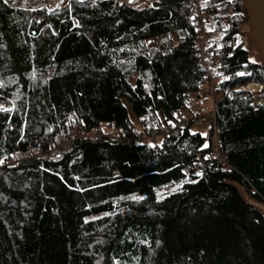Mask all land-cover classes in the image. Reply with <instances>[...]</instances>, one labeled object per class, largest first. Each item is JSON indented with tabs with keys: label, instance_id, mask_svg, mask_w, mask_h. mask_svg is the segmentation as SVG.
I'll return each mask as SVG.
<instances>
[{
	"label": "trees",
	"instance_id": "16d2710c",
	"mask_svg": "<svg viewBox=\"0 0 264 264\" xmlns=\"http://www.w3.org/2000/svg\"><path fill=\"white\" fill-rule=\"evenodd\" d=\"M49 1L0 0V160L20 155L0 163V264H264V69L246 44L214 55L219 161L212 123L206 140L180 115L208 82L193 0ZM201 13L209 48L247 22L241 0ZM97 126L119 134L50 152Z\"/></svg>",
	"mask_w": 264,
	"mask_h": 264
},
{
	"label": "built area",
	"instance_id": "2783aa9c",
	"mask_svg": "<svg viewBox=\"0 0 264 264\" xmlns=\"http://www.w3.org/2000/svg\"><path fill=\"white\" fill-rule=\"evenodd\" d=\"M65 0H60L58 5L53 6L51 2L49 1L48 5H50L51 8L59 9ZM117 3H128L129 0H113ZM155 0H134L132 5L134 8L140 9L144 8L147 5L151 4ZM195 11H194V17L196 19V26L199 31V41H198V54L200 57V67L205 72L206 77L208 79L207 84L199 89V91L193 93L192 99L197 97V101H208L210 98V109L209 113L212 118V129L210 134V141H211V157L214 159H217L219 161H222V156L219 152V146H218V130L214 125V118H215V106L216 101L218 99L215 89L217 87L216 80L214 79L213 73H214V55L221 54L225 48H233L239 44V40L237 38V35L231 36L224 40L222 45H217L212 48L207 47V40L209 38L206 29H205V17L201 13V3L205 0H193ZM52 5V6H51ZM241 89V88H239ZM247 90L248 92H251L253 95L255 94L254 91H252L250 88H242ZM202 105L198 103V105L195 106L194 109L187 112L183 109L180 110V115L184 117L185 121H192L194 124H201L204 119V111H202ZM118 132L115 130L108 129L105 126H97L92 128L90 131H80L77 133L76 131L72 130L67 135H65L59 142L58 146H50V152H54L57 148H68L70 144L78 137L81 138H99V137H110L115 138L118 136ZM157 138V134L153 133L151 135L143 136L141 139H137L135 143L146 141V142H152ZM37 155L41 156L42 154L40 151H37ZM18 160H20V155L17 152H13L9 158H3L0 160V163L5 165H15Z\"/></svg>",
	"mask_w": 264,
	"mask_h": 264
},
{
	"label": "water",
	"instance_id": "95a60500",
	"mask_svg": "<svg viewBox=\"0 0 264 264\" xmlns=\"http://www.w3.org/2000/svg\"><path fill=\"white\" fill-rule=\"evenodd\" d=\"M128 1L129 4L133 3ZM247 15V34L264 69V0H241ZM154 145V143H152Z\"/></svg>",
	"mask_w": 264,
	"mask_h": 264
},
{
	"label": "rangeland",
	"instance_id": "374dc122",
	"mask_svg": "<svg viewBox=\"0 0 264 264\" xmlns=\"http://www.w3.org/2000/svg\"><path fill=\"white\" fill-rule=\"evenodd\" d=\"M51 4L53 6H56L58 5V3L60 2V0H50ZM49 3V2H48ZM51 5V6H52ZM50 7V5H48ZM242 33L237 35V38L239 40V42H244V45L246 44V47L247 49L249 50L250 54L258 60V57H257V52H256V49H255V46H254V43L253 41L251 40V38L248 36L247 34V22L243 28V30L241 31ZM153 41L152 40H149L148 43H152ZM252 84V83H249L247 85V87ZM257 83H253V85H256ZM259 85V84H258ZM246 87V86H245ZM249 88V87H248ZM252 91H254V96L257 95V93L259 92L258 88H250ZM210 98L208 99V101H199V103L202 105V111H204V119H203V122L201 124H193L191 126V131L193 132H199L201 133L202 136H204L207 140V137L209 135V127H210V123L212 121V118L210 116L209 113V109H210ZM263 209H264V205L261 206Z\"/></svg>",
	"mask_w": 264,
	"mask_h": 264
},
{
	"label": "snow or ice",
	"instance_id": "6c2138e0",
	"mask_svg": "<svg viewBox=\"0 0 264 264\" xmlns=\"http://www.w3.org/2000/svg\"><path fill=\"white\" fill-rule=\"evenodd\" d=\"M5 2L7 3V0H5ZM129 2H131V0H129ZM231 53H229L230 55ZM203 135V134H202ZM207 158V157H206ZM197 176L201 175V173L197 172L196 173ZM143 197H133V199H142Z\"/></svg>",
	"mask_w": 264,
	"mask_h": 264
},
{
	"label": "bare ground",
	"instance_id": "6f19581e",
	"mask_svg": "<svg viewBox=\"0 0 264 264\" xmlns=\"http://www.w3.org/2000/svg\"><path fill=\"white\" fill-rule=\"evenodd\" d=\"M248 87H249V88H258L257 84H256V85H253V83L250 84ZM259 87H260V86H259Z\"/></svg>",
	"mask_w": 264,
	"mask_h": 264
},
{
	"label": "crops",
	"instance_id": "0c3cea01",
	"mask_svg": "<svg viewBox=\"0 0 264 264\" xmlns=\"http://www.w3.org/2000/svg\"><path fill=\"white\" fill-rule=\"evenodd\" d=\"M257 86H258V90H260V89L262 88V86H261V85H258V84H257ZM259 86H260V87H259ZM246 87H247V86H246Z\"/></svg>",
	"mask_w": 264,
	"mask_h": 264
}]
</instances>
